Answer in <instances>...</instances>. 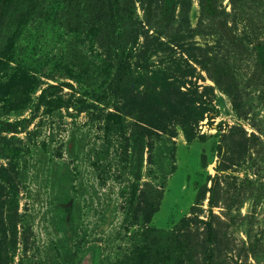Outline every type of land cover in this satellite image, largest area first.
I'll return each mask as SVG.
<instances>
[{
    "label": "rangeland",
    "instance_id": "obj_1",
    "mask_svg": "<svg viewBox=\"0 0 264 264\" xmlns=\"http://www.w3.org/2000/svg\"><path fill=\"white\" fill-rule=\"evenodd\" d=\"M167 9L0 0V264H264V0Z\"/></svg>",
    "mask_w": 264,
    "mask_h": 264
},
{
    "label": "trees",
    "instance_id": "obj_2",
    "mask_svg": "<svg viewBox=\"0 0 264 264\" xmlns=\"http://www.w3.org/2000/svg\"><path fill=\"white\" fill-rule=\"evenodd\" d=\"M3 1H4L5 4H13L16 0H3ZM172 2H173V0H168V9H167V13L168 14L170 13ZM259 55H260L261 59H264V46L262 44H259ZM142 159H143V157L141 155V152L139 151L137 156H136V158H135L136 167L138 169L141 168Z\"/></svg>",
    "mask_w": 264,
    "mask_h": 264
}]
</instances>
